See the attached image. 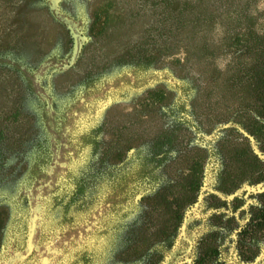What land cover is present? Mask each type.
<instances>
[{
  "label": "rangeland",
  "instance_id": "374dc122",
  "mask_svg": "<svg viewBox=\"0 0 264 264\" xmlns=\"http://www.w3.org/2000/svg\"><path fill=\"white\" fill-rule=\"evenodd\" d=\"M169 2L0 0V264H133L123 258L116 234L134 225L133 208L122 219L108 218L102 208L64 213L61 200L68 174L87 164L92 152L77 143L82 133L101 126L105 140L124 133L135 141L162 123L159 115H125L138 94L122 86L120 61L128 42L134 51L142 46L149 53L154 29L171 16L164 8L179 6H195L205 14L200 35L208 49L195 65L192 74H199L190 94L197 103V116H192L196 129L185 141L210 154L204 159L199 203L188 211L175 245L160 264H188L195 245L210 241L215 232L220 252L215 264H246L249 252L240 238L245 201L236 203L232 194L216 190L223 186L216 178L230 168L234 112L241 106L229 78L254 62L249 35L264 32V11L250 14L259 0ZM98 8L107 27L92 37L90 24ZM69 24L80 43L73 63ZM226 56L231 61L222 72L216 60ZM240 132L237 139L248 135L252 140ZM212 149L219 157L211 155ZM245 190L242 186L237 193L245 197ZM257 258H264V249Z\"/></svg>",
  "mask_w": 264,
  "mask_h": 264
},
{
  "label": "trees",
  "instance_id": "16d2710c",
  "mask_svg": "<svg viewBox=\"0 0 264 264\" xmlns=\"http://www.w3.org/2000/svg\"><path fill=\"white\" fill-rule=\"evenodd\" d=\"M190 7L164 8L171 16L154 29L157 35L151 51L145 53L142 46L134 51L128 42L120 61L125 76L122 86L134 88L138 94L132 111L125 115L140 119L159 115L164 118L162 123L153 133L141 134L135 141L124 133L118 139L105 140L101 126L82 133L77 143L92 152L87 164L68 174L69 187L61 200L64 213L102 208L108 218L122 219L133 208L134 225L116 233L123 258L133 264H160L164 260L179 237L188 211L199 203L205 183L204 159L210 153L185 141L188 132L196 129L192 116H197V103L190 94L193 77L199 73H192L208 49L200 35L204 10ZM102 15L100 8L93 13L92 37H98L107 27ZM250 36L254 62L239 68L229 80L241 103L234 112L233 124L237 131L251 135L264 128V32L251 31ZM210 69L216 70L213 66ZM211 155L219 157L213 149ZM245 155L246 149L240 151L242 163L246 162ZM221 183L223 186H216V190L231 193L229 170ZM240 238L242 244L247 240L245 226ZM219 253L215 232L210 241L195 245L188 264H215ZM80 258L87 257L84 254Z\"/></svg>",
  "mask_w": 264,
  "mask_h": 264
},
{
  "label": "flooded vegetation",
  "instance_id": "af4514ba",
  "mask_svg": "<svg viewBox=\"0 0 264 264\" xmlns=\"http://www.w3.org/2000/svg\"><path fill=\"white\" fill-rule=\"evenodd\" d=\"M232 126L234 128L232 127L231 132L234 137L230 146L229 175L232 185L230 194L236 203L245 201L244 226L247 232L246 250L249 252L245 261L246 264H264V258H257L259 250L264 249V128L259 134H251L252 140L248 135L239 140L236 124ZM243 149H246L245 163L240 161L239 156ZM221 174L216 178L219 183L222 182ZM242 186L246 187L245 197L243 193H237Z\"/></svg>",
  "mask_w": 264,
  "mask_h": 264
},
{
  "label": "clouds",
  "instance_id": "9594fccd",
  "mask_svg": "<svg viewBox=\"0 0 264 264\" xmlns=\"http://www.w3.org/2000/svg\"><path fill=\"white\" fill-rule=\"evenodd\" d=\"M259 11H264V0H259V2L254 6V8L250 10V14L255 16ZM215 31L218 35L223 34V30L220 25H216ZM258 31H259V27H258ZM230 61H231V56L217 58L216 60L217 69L222 72L225 71Z\"/></svg>",
  "mask_w": 264,
  "mask_h": 264
},
{
  "label": "water",
  "instance_id": "95a60500",
  "mask_svg": "<svg viewBox=\"0 0 264 264\" xmlns=\"http://www.w3.org/2000/svg\"><path fill=\"white\" fill-rule=\"evenodd\" d=\"M68 28L70 30V33L72 35L73 39V49H72V55H71V63H73L77 57L79 48H80V43L78 41V33L75 31L72 25H68ZM185 223L183 224L182 228L184 227Z\"/></svg>",
  "mask_w": 264,
  "mask_h": 264
}]
</instances>
